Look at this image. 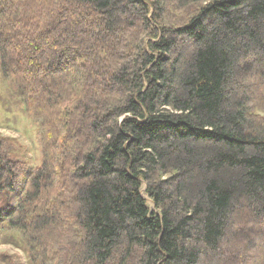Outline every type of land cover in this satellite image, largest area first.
Segmentation results:
<instances>
[{"label":"trees","instance_id":"1","mask_svg":"<svg viewBox=\"0 0 264 264\" xmlns=\"http://www.w3.org/2000/svg\"><path fill=\"white\" fill-rule=\"evenodd\" d=\"M0 78L42 155L18 192L0 153L27 264H264V0H0Z\"/></svg>","mask_w":264,"mask_h":264},{"label":"rangeland","instance_id":"2","mask_svg":"<svg viewBox=\"0 0 264 264\" xmlns=\"http://www.w3.org/2000/svg\"><path fill=\"white\" fill-rule=\"evenodd\" d=\"M169 9L168 7L167 10ZM170 12L175 17L181 14V11H177V9ZM5 91L6 86L0 78V153L19 164L18 169H16V176L19 182L17 191L20 192L21 184L25 182L27 174L41 164L42 155L35 136L34 119L29 113H25L15 106L11 107V104L3 106V101H7ZM254 114L264 120V112L256 111ZM12 202L15 203V200ZM149 207H151L150 204ZM16 241L19 244L21 242L19 238ZM17 242L7 244L0 240V264L7 263L6 260L13 264H27L25 246L20 248ZM51 264H61V260H53Z\"/></svg>","mask_w":264,"mask_h":264}]
</instances>
